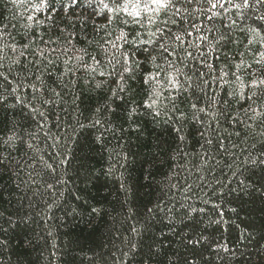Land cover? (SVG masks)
Listing matches in <instances>:
<instances>
[{
  "label": "snow or ice",
  "instance_id": "6c2138e0",
  "mask_svg": "<svg viewBox=\"0 0 264 264\" xmlns=\"http://www.w3.org/2000/svg\"><path fill=\"white\" fill-rule=\"evenodd\" d=\"M9 2L32 14L23 26L0 21V180L15 177L17 190L66 188L93 156H111L113 140L127 161L134 137L170 150L173 176H165L176 180L167 200L144 207L152 264H199L213 247L242 256L241 246L264 241V225L258 232L251 222L253 206L264 212V0H99L107 23L81 22L78 31L54 19L55 0ZM117 179L123 209L128 185L123 173ZM145 180L156 183L150 169ZM7 190L0 183V208ZM87 214L109 215L104 207ZM135 215L129 207L125 219ZM4 223L13 221L0 211L8 235ZM125 231L141 235L135 225ZM7 247L0 240V252Z\"/></svg>",
  "mask_w": 264,
  "mask_h": 264
},
{
  "label": "trees",
  "instance_id": "16d2710c",
  "mask_svg": "<svg viewBox=\"0 0 264 264\" xmlns=\"http://www.w3.org/2000/svg\"><path fill=\"white\" fill-rule=\"evenodd\" d=\"M54 7L55 11L51 14L62 27L69 25L71 21L77 24L78 31L79 24L83 22L91 30L93 22L97 25L107 23V10H103L105 15H98L102 9L99 0H55ZM0 13V21L7 23L10 18L15 17L12 23L18 26L27 23L26 17L32 14L30 5L15 6L9 0H0ZM46 15L49 13H44L41 18ZM68 30L71 31V28ZM55 35L53 33L54 37ZM100 35H104V30H101ZM98 99V94H93L90 102L93 110ZM85 116H91V113L86 112ZM155 135L153 133L148 136L150 144L154 143ZM125 147L127 148V145ZM113 148L111 156L109 151L93 156L87 162L88 172L79 169V175L74 177L66 188L61 185L48 189L47 185L41 182L39 186L33 185L32 190L24 185L17 190L15 177L9 181V175L4 174L0 183L7 185L8 190L4 192V203L0 211H3L5 217H11L13 224H3L8 230V235L0 234V240L6 241L8 247L0 252V264H140L141 260L143 264H152L145 254L151 237L144 232L145 225L152 222L146 219L144 207H154L158 198L167 200V185L170 182L176 183L174 178L169 180L165 176L166 173L169 177L173 176L169 171L171 161L168 160L172 153L170 150L144 147L134 137L127 161L122 159L123 152L114 140L110 146V149ZM113 165L116 168L114 175H105ZM78 168V162L73 164L69 175ZM149 169L156 181L151 187L147 186L148 181L145 180L146 170ZM121 173L124 174V181L128 185L127 196L130 201L123 209L117 202L125 197L124 192L117 191V178ZM10 193L14 195L11 197V204H8ZM172 194L178 195L175 189ZM22 196L23 200L20 199ZM76 196H83L88 200V204L82 205L80 200L75 199ZM89 207H104L109 215L97 217L93 214L89 217ZM113 207L116 211H113ZM129 207L136 211L137 215L126 220ZM74 208L76 212H73ZM260 208L261 206L256 205L251 211V222L258 232L264 225V212ZM244 215L242 213V216ZM20 218H23V222L17 227L15 222ZM131 225L140 229L141 235L136 236L130 231H125ZM152 236L160 238L156 229L152 230ZM129 240L137 245L142 243L143 251L137 247L129 252ZM167 246L166 241L164 247ZM228 247L232 248L233 245L229 244ZM122 251L128 255L121 257ZM241 251L244 255L237 253L233 256L223 251L217 254L215 247L209 248L199 260V264H264V241L259 246H241ZM117 257L120 259H116Z\"/></svg>",
  "mask_w": 264,
  "mask_h": 264
}]
</instances>
